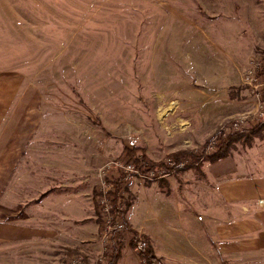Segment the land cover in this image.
Wrapping results in <instances>:
<instances>
[{
    "label": "rangeland",
    "instance_id": "rangeland-1",
    "mask_svg": "<svg viewBox=\"0 0 264 264\" xmlns=\"http://www.w3.org/2000/svg\"><path fill=\"white\" fill-rule=\"evenodd\" d=\"M263 51L264 0H0V75L15 90L0 176L12 177L13 145L30 139L34 153L22 160L33 158L38 177L79 178L92 186L97 205L105 165L127 158V137L136 135L147 160L185 164L158 180L124 183L128 227L117 264H264V247L218 240L199 209L204 190L218 192L219 181L211 182L205 168L218 135L238 115L254 116L258 99L244 76L252 59L263 63ZM247 141L235 140L230 153ZM179 149L204 153L189 164L184 154L169 156ZM96 210L95 256L72 252L58 261H98L105 216ZM141 238L156 256L151 263Z\"/></svg>",
    "mask_w": 264,
    "mask_h": 264
},
{
    "label": "crops",
    "instance_id": "crops-1",
    "mask_svg": "<svg viewBox=\"0 0 264 264\" xmlns=\"http://www.w3.org/2000/svg\"><path fill=\"white\" fill-rule=\"evenodd\" d=\"M10 82L0 75V151L9 130L5 122L13 120L9 111L15 90ZM21 143L13 145L12 177L0 176V264H56L72 252L92 259L100 248L96 203L89 193L92 186L79 178L38 177L32 170L37 168L33 158L22 160V153L31 155L34 147L30 139L27 146ZM247 143L204 165L208 179L219 181L218 192L213 194L212 187L204 190L199 209L218 240L231 239L237 245L260 249L264 247V135ZM3 167L0 163V169ZM229 216L231 222L221 220Z\"/></svg>",
    "mask_w": 264,
    "mask_h": 264
},
{
    "label": "built area",
    "instance_id": "built-area-1",
    "mask_svg": "<svg viewBox=\"0 0 264 264\" xmlns=\"http://www.w3.org/2000/svg\"><path fill=\"white\" fill-rule=\"evenodd\" d=\"M261 64V59H252L244 76L245 83L249 86L251 91L258 99L257 108L253 113L254 116L250 113H242L238 115V117L233 119L231 123H227V127L224 131L225 133L241 129L242 126H244L249 121V119H255L256 121L264 120V104L260 100V91L262 88H264V82L260 81V78L257 75V70ZM127 138L128 145L131 148L137 147L138 137L136 135H129ZM214 143L215 139L214 142L212 141L208 145V149H211L214 146ZM207 151L209 152L210 150ZM184 161L185 159L178 163L175 161V159L169 157L164 165L151 168L147 162L141 161V163L136 165L135 161L121 157L111 160L105 165L103 170L104 172L101 174V176L105 177L100 181L99 190L101 193L98 196L99 210L102 211L103 215L105 216L100 232L103 248L97 257L98 261L95 264H103V261L105 260L104 252L108 249L109 244H111L113 232L115 230H120L123 232V230H126L127 228L123 217L115 212L113 197L108 194V192L114 186L113 180L116 177H119L121 173L125 174L122 181L123 185L135 177H141L143 179L152 181L158 180L168 176L172 170L174 171L176 168H182L185 164ZM138 246L139 248H142L143 244L139 243ZM56 264H86V261H84L83 257L73 255L58 261Z\"/></svg>",
    "mask_w": 264,
    "mask_h": 264
},
{
    "label": "trees",
    "instance_id": "trees-1",
    "mask_svg": "<svg viewBox=\"0 0 264 264\" xmlns=\"http://www.w3.org/2000/svg\"><path fill=\"white\" fill-rule=\"evenodd\" d=\"M262 56H263V63L258 68L257 75L259 78L264 79V51L262 52ZM260 100L264 104V88H262V90L260 91ZM263 128H264V121H259L255 123L253 126H251L250 129L248 128L242 131L237 130L229 133H220L217 137L218 140L215 145V150L209 154V159L214 161L219 158L227 156L230 153L231 144L242 136H244L245 139L248 140L247 142H249L255 136L256 137L262 136L260 131L263 130ZM203 153L204 152L202 150L198 152L196 150H191V149H179L177 151H174L173 153H170L169 156H178L180 154H184L187 156V160L190 161L189 164H191L194 160H199L202 157ZM125 155L127 156V158L135 159L138 163H141V161L147 162L151 168L161 166L166 163V158L165 159L162 158L154 162L147 160L148 158L147 154L145 150L141 147L131 148L130 146H127L125 148ZM124 176L125 174L121 173L119 177H116L113 180L114 186L108 192V194L113 197L115 212L125 218L126 209L128 208L127 206L129 205V200L127 195H125V192L129 190L127 187L123 185L122 181ZM96 206H98V203ZM125 224L126 227H128L127 226L128 223L126 220H125ZM120 235H121L120 230H115L112 234V240H113L111 244L112 250H111L110 258L108 260V264H117V260L121 255L124 244L120 241ZM134 235L136 237V234ZM140 240L144 242V248L141 251V254L144 257H146L149 263H151V261L156 259V256L153 254L151 245L149 244L148 241H146L145 238L144 239L141 238Z\"/></svg>",
    "mask_w": 264,
    "mask_h": 264
}]
</instances>
